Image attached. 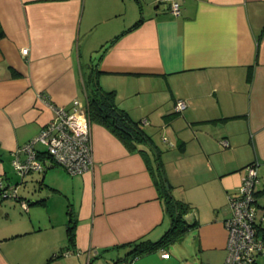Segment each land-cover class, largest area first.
<instances>
[{
    "label": "crops",
    "instance_id": "1",
    "mask_svg": "<svg viewBox=\"0 0 264 264\" xmlns=\"http://www.w3.org/2000/svg\"><path fill=\"white\" fill-rule=\"evenodd\" d=\"M182 5L174 14L162 0H0V178L17 191L0 195V264H45L68 245L70 209L76 247L50 264H115L126 249H106L159 239L171 222L157 168L195 207L186 218L198 225L185 237L193 231L198 248L191 258L168 248L132 264H225L229 200L253 162L264 229V0ZM94 80L115 90L153 147L131 150L90 120L92 170L72 175L50 160L14 179V154L53 118L49 103L87 107Z\"/></svg>",
    "mask_w": 264,
    "mask_h": 264
},
{
    "label": "built area",
    "instance_id": "2",
    "mask_svg": "<svg viewBox=\"0 0 264 264\" xmlns=\"http://www.w3.org/2000/svg\"><path fill=\"white\" fill-rule=\"evenodd\" d=\"M162 1L170 4V10L174 14L181 13L183 0ZM28 51L26 48L23 53L27 54ZM49 104L54 110L53 118L35 138L15 152V170L23 177L31 172H43L50 160L72 175L92 170L94 151L87 107L79 99H75L70 108ZM186 106L185 101L179 100L175 109L182 111ZM39 144L44 145L45 150L39 149ZM42 153L44 159L40 157ZM258 182L256 165L249 166L240 192L230 197L231 215L224 221L229 233L225 264H257L258 256L264 254V237L259 232ZM0 190L3 197L17 196L16 188L5 187L2 178ZM22 203L25 208L28 207L27 201ZM71 253L69 251L66 254Z\"/></svg>",
    "mask_w": 264,
    "mask_h": 264
},
{
    "label": "trees",
    "instance_id": "3",
    "mask_svg": "<svg viewBox=\"0 0 264 264\" xmlns=\"http://www.w3.org/2000/svg\"><path fill=\"white\" fill-rule=\"evenodd\" d=\"M139 20L133 27L139 25ZM5 36V31L0 22V40ZM87 111L91 121H98L107 126L114 134H116L131 150H139L144 152L141 145H146L151 149L153 147L152 138L142 127L140 121L131 118L130 114L123 109L116 101L115 90H106L101 88L97 80L93 82L92 91L88 94ZM44 157V153L40 155ZM148 162L149 159L147 158ZM255 162L250 163L249 166L254 165ZM154 170V169H153ZM156 183L159 186L161 194L165 198L166 213L170 219V228L157 240H152L148 237H141L132 242L123 244L119 247L109 248L108 250L119 249L124 247L126 255L117 260L115 264H132L138 258H141L150 253L168 249L170 244L182 240L187 232L198 225V221L189 222L186 218L187 214L192 212L195 207L188 201L176 198L171 192V185L167 182L165 176L157 168V173L154 172ZM10 186V185H6ZM1 193V190H0ZM258 194V193H257ZM20 200L21 199L19 197ZM29 204V203H28ZM68 222V245L61 251L52 254L45 264H50L55 258L64 256L67 252L76 247V217L72 209L69 210ZM259 232L264 237V229L259 225ZM67 255V254H66Z\"/></svg>",
    "mask_w": 264,
    "mask_h": 264
},
{
    "label": "rangeland",
    "instance_id": "4",
    "mask_svg": "<svg viewBox=\"0 0 264 264\" xmlns=\"http://www.w3.org/2000/svg\"><path fill=\"white\" fill-rule=\"evenodd\" d=\"M162 132H163L162 129H160L159 131H156L155 134H158V137L160 138L162 137ZM38 148L39 149L43 148L45 150L46 147L42 144H39ZM12 173H13L14 179H17V180L19 179L20 180L19 182H21V177L23 178V176L20 174L19 176L15 171H13ZM261 175L264 176V169L261 170ZM26 186L29 188L30 191H32V189L34 188V183L28 180ZM26 186L22 187L21 189L24 190ZM261 203H264V199H261ZM194 235L195 233L193 231H190L189 234L184 239L170 244L169 249H168L169 253L175 254V255L184 254L185 256H188L189 258H191L192 256L191 254H193L195 250L198 248V241ZM111 262H112L111 259H104L103 261L104 264H111ZM259 263L264 264L263 257L259 259Z\"/></svg>",
    "mask_w": 264,
    "mask_h": 264
}]
</instances>
